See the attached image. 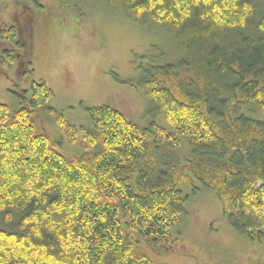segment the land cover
<instances>
[{"label":"trees","instance_id":"trees-1","mask_svg":"<svg viewBox=\"0 0 264 264\" xmlns=\"http://www.w3.org/2000/svg\"><path fill=\"white\" fill-rule=\"evenodd\" d=\"M120 1L134 20L168 27L180 49L178 63L129 83L167 128L97 107L91 127L77 129L47 105L43 83H32L27 106L0 104V264H151L132 233L172 244L192 179L216 194L238 236L264 238V0ZM36 113L70 143L81 133L84 154L56 152ZM182 142L184 164L159 170L154 153Z\"/></svg>","mask_w":264,"mask_h":264},{"label":"rangeland","instance_id":"rangeland-1","mask_svg":"<svg viewBox=\"0 0 264 264\" xmlns=\"http://www.w3.org/2000/svg\"><path fill=\"white\" fill-rule=\"evenodd\" d=\"M11 27L15 36L0 39V104L12 110L27 106L32 83H43L53 94L47 105L77 129L91 127L87 110L97 107L141 129L152 122L167 128L163 113L129 83L182 60L168 27L134 20L120 0H0V30ZM33 122L67 160L84 154L81 133L70 143L48 115L36 113ZM154 154L157 168L165 170L183 165L189 150L182 142L178 150L160 147ZM192 180L182 189L187 215L170 230L172 244L157 246L132 233L151 264H264V238L238 236L216 194Z\"/></svg>","mask_w":264,"mask_h":264},{"label":"flooded vegetation","instance_id":"flooded-vegetation-1","mask_svg":"<svg viewBox=\"0 0 264 264\" xmlns=\"http://www.w3.org/2000/svg\"><path fill=\"white\" fill-rule=\"evenodd\" d=\"M11 28H13V27H11ZM10 29V28H9ZM2 31H7V30H0V39H1V34H2Z\"/></svg>","mask_w":264,"mask_h":264}]
</instances>
